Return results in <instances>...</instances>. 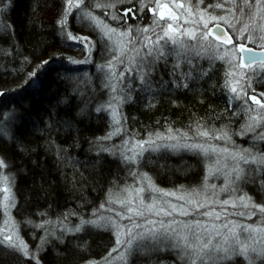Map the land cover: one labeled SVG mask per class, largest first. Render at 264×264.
Instances as JSON below:
<instances>
[{
	"label": "trees",
	"instance_id": "1",
	"mask_svg": "<svg viewBox=\"0 0 264 264\" xmlns=\"http://www.w3.org/2000/svg\"><path fill=\"white\" fill-rule=\"evenodd\" d=\"M61 11V0H0V127L6 133L0 135V158L7 165L4 175L14 181L12 213L29 249L35 251L40 237L52 233L38 253L40 264H86L107 254L114 242L111 229L65 228L92 218L108 197L133 183L139 173H151L165 185L192 186L203 178L204 166L202 155L186 150L146 151L129 165L120 158L119 137L98 140L114 129L107 111L109 88L102 68L86 62L84 46L65 39L57 24ZM127 18L133 21L130 14ZM68 31L93 38L92 60L97 59L103 40L92 26L69 16ZM190 58L191 65L180 69L189 71L183 80L187 87H176L161 68L159 76L156 72L152 77L151 90L137 82L126 90L121 106L126 128L146 136L169 126L190 130L197 123L232 134L243 126L245 112L237 107L239 101H230L232 94L225 86L230 66L224 60ZM33 71L35 77L25 83ZM252 88L264 93V83L255 77ZM244 185L264 203V188ZM2 218L0 212V223ZM156 242L134 251L128 264H185L179 249L168 241ZM3 251L0 246V264H34L18 253L4 256ZM234 264L248 261L234 257Z\"/></svg>",
	"mask_w": 264,
	"mask_h": 264
},
{
	"label": "snow or ice",
	"instance_id": "2",
	"mask_svg": "<svg viewBox=\"0 0 264 264\" xmlns=\"http://www.w3.org/2000/svg\"><path fill=\"white\" fill-rule=\"evenodd\" d=\"M124 2L125 0H61L62 11L59 14L61 18L57 20V24L64 32L66 40L81 44L90 52V46L94 45L88 37L73 35L68 31L69 16H72L73 19L79 18L82 22L86 21L102 38H106L112 43L113 56L107 65L112 70V74L115 75V64L117 62L124 63L123 57L127 56L129 64L138 71L139 79L148 90H151L153 86L152 74L159 72L161 68H164L167 74L174 78L171 82L176 87H187L188 85L183 83V80L189 78V71H180V69L182 64L191 65L190 53L201 56L211 52L209 59L227 60L232 69L227 74L229 79L225 85L232 94L230 101H239L237 107L248 115V121L239 134L245 135L252 132L254 140L264 141V115L260 114L264 111V102H262L264 93L248 95V89L255 93V89L252 88L253 77L257 83H264V52L258 55L253 49L241 44L238 50L243 55V59L241 63L236 64L229 58L232 50L227 49L226 46L233 45V41L231 36L227 35L224 27L227 25L233 33H236V26L231 23L230 19V17H235L237 23L243 25L237 35L238 41L241 39L251 43H255L257 40L264 41V0H221L219 3L207 4L203 10L200 6L205 4V0H195V4L192 3V0H188L187 5L172 0L173 6L182 10V13H186V15H177L171 12L169 4H161V0H147L154 5L147 11L152 13V24L160 29L159 32H156L150 25L134 29L132 25L126 23L129 14H132V18L135 19L137 15H142L145 12L146 0H139V7L135 10L133 7H127L122 16L115 12L111 14L108 12V9H115L117 4H124ZM128 3L135 5L137 0H128ZM94 8H100L103 16L110 15L114 21L119 22L123 19L126 24L124 30L120 31L118 28L111 27L102 17L94 14ZM165 8H168L171 13L167 17L163 11ZM209 9L213 11L220 9L225 15H208ZM237 10L239 15H237ZM181 20L182 24L179 23ZM174 23H177L176 27H174ZM190 23L196 25L197 28L184 27ZM209 23H212L211 28ZM133 31L136 32V36H133ZM210 35H214L215 40L220 42L211 49H205L203 43L200 47L186 43V39L208 41ZM222 47H225L223 52L219 51ZM233 48L236 46L233 45ZM260 48L264 49V44H261ZM169 58H172L171 62ZM48 62L47 60L42 61L38 67L46 65ZM72 62L77 61L73 60ZM257 67L261 70L260 72L256 71ZM237 68L240 69L239 72L235 70ZM128 70L131 71L133 68ZM35 75V71L29 73L25 83L32 80ZM120 75L122 77L123 73ZM234 77L237 78L233 80ZM166 83L168 81H161V84ZM113 91H115V87H113ZM3 94L0 93V95ZM108 107L111 109L114 129L98 140L111 139L112 136L119 135L124 131L118 109L111 104ZM99 110L97 109V111ZM235 114L234 111L233 115ZM0 135H6L3 127H0ZM195 135L204 139V143L181 144L180 140L187 139V133H178L169 127L166 133L151 134L147 140L135 141L131 147H127L129 142L125 141L126 147L120 152V158L125 164H134L149 149L155 151L159 148L161 144L158 142L176 141V143L166 146L173 149L187 148L206 158H210L212 155L216 156L215 161L208 166V174L222 173L224 175L225 183L220 191L235 192L237 188H234L233 185L239 181L258 184L264 188V152H253L251 149L232 150L229 147H220L209 142L211 140L230 142L231 136L225 128L210 130L197 123ZM101 151L113 152L108 148H101ZM128 152L131 155H128ZM222 159H231L235 162L234 166L225 171L224 168L227 166L221 165ZM149 162L154 161L149 158ZM241 164L246 167H241ZM6 167L4 159L0 158V184L3 185L0 187V192L3 193V197L0 199V212L7 217L4 220L5 227L0 229V246H3L4 249L2 255L18 253L31 259L34 264H40L38 253L43 250L42 246L48 243L47 235L52 233L46 232L45 236L40 237L41 243L37 245L35 251H31L19 237L15 222L9 215L10 209L15 206V197L12 195L10 187L14 181L3 173V169ZM132 174L137 175V173ZM141 180L144 186L125 189L127 195L124 198L109 199V203H119L126 209V215L124 213H118V215L121 220H127L129 223L121 224L111 217L101 216L96 219H81L74 228L64 229L65 232H80L84 225L111 229L115 246L108 250L107 255L102 258V262L89 261V264H114L115 261H119L120 264H128V257L134 251L148 247L146 240L158 241L161 237L175 242L171 244V247L179 249L178 254L182 256L185 264H223L225 261H233L234 264V257H243L248 261V264H253L254 258L264 261V204H255L247 194L220 200L216 192H213L211 197L204 195L203 199L198 200L195 197L201 196L199 191H180L179 193L164 191L156 187L147 173L141 176ZM208 187L215 189V185H205V188ZM146 190L149 193H159V199L150 196L151 202L146 203L142 195ZM169 197H174L177 201L184 203H172L170 199H167ZM134 203L136 206H132ZM216 205L219 206V211H217ZM101 207L104 205L102 204ZM206 208L209 210L199 214L208 217V222L202 220L186 222L172 219L165 224L162 220H148L147 223L150 225L159 223L160 229L145 228L144 231H137L144 226L134 219L135 217H144L146 213L166 217L189 216L193 211ZM230 208L234 211H229ZM229 216H241L247 219L258 216L259 223L241 224L227 219ZM102 220L105 222L101 223ZM37 227H43V225H37ZM217 237L220 239L213 243ZM114 253L116 255H113Z\"/></svg>",
	"mask_w": 264,
	"mask_h": 264
},
{
	"label": "rangeland",
	"instance_id": "3",
	"mask_svg": "<svg viewBox=\"0 0 264 264\" xmlns=\"http://www.w3.org/2000/svg\"><path fill=\"white\" fill-rule=\"evenodd\" d=\"M168 1L169 0H161V4L167 3ZM182 1H184L185 5L188 4V0H182ZM219 2H221V0H205V4L201 5L200 8H201V10H203L207 4H213V3H219ZM137 3H139V0H137ZM148 3L149 2H147V0H146V4H148ZM192 3L195 4V0H192ZM150 4L153 5V3H150ZM125 5H131V4L128 3V0H125L124 4H117V7L115 9H108V12L110 14L112 12H115L117 15H121L122 16V14L120 13V7H123ZM226 7H227V5H226ZM177 10H180V9H177ZM93 12H94L95 15L102 17L111 27L118 28V30H120V31L124 30L126 24H125V21L123 19L121 21L117 22V21L112 20L110 18V15L105 17V16H103V12H102V10L100 8H94ZM183 15H186V13H183ZM208 15L222 16V15H225V13L223 11H221L220 9H216L215 11H213L212 9H209L208 10ZM237 15H239V11L238 10H237ZM230 19H231V23L236 26L237 32L234 33V34H236V36H237L239 34V29L242 28L243 25H242V23H237V20H236L235 17H230ZM134 20H135V22H134ZM136 20H137V18L133 19L132 22H129V20L127 18L126 23L128 25H132L133 28L135 29L136 27H139L137 25L138 22ZM210 25H212V23H209V26ZM184 27H187L189 29L197 28L196 25H193L191 23L187 24V25H184ZM229 29H231V28H229ZM156 32H158V31H156ZM245 35H247V33H245ZM133 36H136V32L135 31H133ZM99 37H101V36L99 35ZM90 38H92V37H90ZM102 40H103V43H102V45L100 47V53L97 56V59L95 58L94 61L92 60L93 59L92 58L93 50L95 49V42H94L93 38L91 39V41H92V44L94 46H90V52H89L88 49L85 50L86 51L85 58H86V60H87L86 62L88 64L92 63L95 66H97L98 68H100V69L102 68V72H104V75H105V78H106V83L108 85L109 94H110V97H109L110 102H109L108 106L111 104V105L115 106L118 109V111L120 113V118H121V126L124 129L123 132H121L119 135H116L117 137H119L118 139H119L120 148L123 151V150H125V147H126L125 144H124L125 141L129 142L127 147H131L132 144L135 141L147 140L151 134H154V133H157V132L166 133L168 128L171 127V126H169L168 128L163 129L162 131H156V132L148 133V135H146V136H138L135 133H132L129 128H126V126L124 124L125 123L124 122V118L121 115L122 101L128 95V93H126V90L128 88H130V86L132 84H135L136 82H137V84H140L142 86H143V83L139 79L138 71H136L135 68L132 65L129 64L127 56L123 57L124 63L117 62L115 64V68H114L115 75L112 74V70H110L107 67L109 61L112 60V56H113L112 43L110 41H107L106 38H102ZM186 43L189 44V45H195L197 47H200L201 43H203V47L205 49H211V48L214 47L215 44H218V42H215L211 36H209V40L208 41H204V42H201V41H198V40L189 41V40L186 39ZM255 43L260 46L261 44H264V41L257 40ZM233 45H235L236 48H233ZM233 45H229V46L227 45L226 46L227 49H231L232 50L231 53H230V57L229 58L232 59L236 64H239L240 63V55H239V52H238V49H237V45L236 44H233ZM224 50H225V47H222V48L219 49V51H221V52H223ZM210 55H211V52H207L205 54H202L201 56H196L195 53H190L189 54V59L192 60L190 57H200L201 59L206 60L207 58H209ZM224 61L228 64V66H230V64L227 62V60H224ZM182 65L185 66L186 64H182ZM129 68H133V70L129 71L128 70ZM235 70L237 72L240 71L239 68H237ZM256 71L260 72L261 70L257 67ZM121 73H123L122 77L120 75ZM155 74H156V72H154L152 74V77ZM157 74H158L157 76H159L158 72H157ZM236 78L237 77H234L233 80H235ZM113 87H115V91H113ZM253 94H259V93H257V91L255 93H253L251 90L248 91V95H253ZM117 98H119V99H117ZM262 100L264 101V99H262ZM108 106H107V111H109V115L112 116L111 109ZM260 114L264 115V111H262ZM247 121H248V115L245 113V119H244L243 126L247 123ZM196 126L197 125H193L190 128V130H188V129L185 130V129H181V128L177 129L175 127H171V128L174 131L178 132V133H187V139L186 140H180L181 144H184V143H188V144H191V143H204V139H202V138H200V137L195 135ZM243 126L238 131H236L233 134L231 132H229V135L231 136V141L230 142L226 143L225 141H222V140H211L209 142L212 143V144H215V145H219L220 147H229L232 150L251 149V151H253V152H257V151L264 152V141L254 140L253 139L254 133L248 132L245 135L239 134L241 132ZM257 131H259V129H257ZM115 138H116L115 135L112 136V139H115ZM158 143L161 144V146L159 148H157L155 151H153L151 149H149L148 151H151L154 154L158 153L160 150L174 151V152H179L181 150L192 151V150H189V149L183 148V147L173 149L171 147H167L166 146V145L174 144V143H176V141H167L166 140V141H162V142H158ZM253 144H255V147H253ZM127 154L131 155L130 152H128ZM215 159H216L215 155H212L210 158H206V157H204L202 155L203 166H204V173H203V176H202L203 178L201 180H199V182H198L199 184H194L192 186H188V185H184V184L182 185L181 183H175V184H172V185H165L163 183H159L158 181H156V179L153 178L151 173L150 174L147 173V172L139 173L138 176L134 177V182L133 183L129 184L125 188L119 189V191L117 193H115L113 196L108 197L107 201L105 202L104 207H101L100 209H98L99 211H97V213L94 216H92V218H90V219H96L97 217H101L102 216V217H105V218L111 217L112 219L117 220L121 224L129 223L127 220H121L120 216L118 215V213H124L126 215V209L119 203H109V199L116 200V199L124 198L127 195V193L125 192V189H128L130 187L131 188H138V187L144 186V183L141 180V176L144 173H147V175L151 178L152 182L156 185L157 188L162 189V190L167 191V192H178L179 193L180 191L191 192L193 190H196V191L201 192V196L195 197V199H198V200L203 199L204 195H207V196L211 197L213 192H216L218 194V198L220 200L229 199V198H236V197H238L240 195L247 194V196L252 198V201L255 204H264L262 202V200L259 201L255 197V195L252 194V192H253L252 190H250V189L248 190V187L245 186L244 182H242V181H239V182H237V184L233 185L234 188H237V190L235 192L229 193V192L220 191V189L224 186V183H225L224 175L222 173H216V174H213V175H209L208 174V166L210 164H212L215 161ZM234 163L235 162L232 161L231 159H222L221 160V165H226L227 166L226 168H224L225 171L228 168L233 167ZM241 167H246V166L241 164ZM139 170H142V169H139ZM205 177H207V180H205ZM205 185H208V186L215 185V189H212L211 187L205 188ZM0 187H3V185L0 184ZM10 187H11V192H12L11 184H10ZM12 195H13V192H12ZM142 195H143L146 203H150L151 202L150 199H149L150 196L153 197V198H156V199H159V196H160L159 193H149L147 190ZM2 197H3V193L0 192V199H2ZM167 199H170L172 201V203H176V204L184 203L183 201H177L174 197H169ZM132 206H136V204L134 203ZM215 207L217 208V211H219V206L216 205ZM12 209H13V207L10 209V213H9L10 218H11L12 221L15 222V227H16V230L18 231L19 237L28 245L27 241L23 239L22 235H20V230L18 229L16 219L13 216ZM206 210H209V209L206 208V209H199V210L193 211L191 213V215H189V216L174 215V217L155 216V215H151V214H147L146 213L144 217H135L134 219L136 220L137 223H139V224L144 226V228L138 229L137 231H144L145 228L160 229V224L159 223H156L155 225H150V224L147 223L148 220H154V221H161L162 220V221H164L165 224H167L172 219H175L177 221H186V222H190L192 220H202L204 222H208L209 221L208 217H203V216H201L199 214L200 212L206 211ZM239 210H243V209H239ZM229 211H234V210L230 208ZM6 218L7 217H5V215L3 214V218H2L3 220L0 223V229H3L5 227L4 220ZM227 219L234 220V221H236L238 223H241V224L259 223V217L258 216H253L251 219H247L246 217H241V216H229ZM104 222L105 221H103V220L101 221V223H104ZM217 223H219V222H217ZM219 239H220L219 237L215 238L213 240V243H216L217 240H219ZM166 241H168V244L175 243L174 241H169V240L164 239L163 237H161L160 240H158L156 242V244L158 245L160 242L164 243ZM147 242L151 243L153 241L152 240H146V243ZM114 246H115V244L113 242L111 248L114 247ZM142 250H144V248L140 249V251H142ZM113 255H116V253H114ZM258 260H260V259L259 258H254L253 262L258 261ZM91 261H95V260H91ZM99 261L102 262V260H99ZM86 264H89V261ZM114 264H120V262L119 261H115Z\"/></svg>",
	"mask_w": 264,
	"mask_h": 264
},
{
	"label": "flooded vegetation",
	"instance_id": "4",
	"mask_svg": "<svg viewBox=\"0 0 264 264\" xmlns=\"http://www.w3.org/2000/svg\"><path fill=\"white\" fill-rule=\"evenodd\" d=\"M176 2H177V3H184V1H182V0H176ZM167 4H169V8H171V12H174V13H176L177 15H182V14H183L181 10H177V9H175V7H174L173 4H172V0H169V1L167 2ZM184 4H185V3H184ZM152 6H153V5H151L150 3L146 4L145 12H144L142 15H137V16H136L137 20H139L137 25H138L140 28H143V27L146 26V25H150V26H152V27L155 29V31H158V32H159L160 29H159V28H156L155 25L152 24V19H153L152 13L147 11V9H148V8H151ZM127 7H133L134 10H135V9H137V8L139 7V3H136L135 5L131 4V5H125V6H123V7H120V13L122 14L123 11H124ZM166 10L169 12V9H168V8H166ZM167 16H168V15H166V17H167ZM130 17H132V14H130ZM129 22H130V21H129ZM168 22H171V21H168ZM162 23H164V22H162ZM179 23L182 24L183 21L181 20V21H179ZM176 26H177V23H174V27H176ZM229 31H230L231 34H233V37H234L233 43H236V42H245L243 39L238 41V40H237V36H236V34H234L233 31H232L231 29H229ZM245 43H247V42H245Z\"/></svg>",
	"mask_w": 264,
	"mask_h": 264
},
{
	"label": "water",
	"instance_id": "5",
	"mask_svg": "<svg viewBox=\"0 0 264 264\" xmlns=\"http://www.w3.org/2000/svg\"><path fill=\"white\" fill-rule=\"evenodd\" d=\"M163 11L165 12V14L166 15H170L171 13L170 12H168L167 10H166V8L165 9H163ZM212 27V25L210 26V28ZM224 27H225V29H226V31H227V35L228 36H231V38H232V41H233V35L232 34H230V32H229V30L227 29V27L224 25ZM213 37H214V35H212ZM214 39H215V37H214ZM219 42V41H218ZM245 47H247V48H251V49H253L254 50V52H256L258 55L259 54H261L262 52H264V49H261L260 47H257V46H255V45H248V44H244V43H242ZM238 45V49H239V45H241V43L240 44H237ZM239 55H240V63H241V61H242V59H243V55L239 52ZM259 62V61H258ZM259 99V98H258Z\"/></svg>",
	"mask_w": 264,
	"mask_h": 264
},
{
	"label": "bare ground",
	"instance_id": "6",
	"mask_svg": "<svg viewBox=\"0 0 264 264\" xmlns=\"http://www.w3.org/2000/svg\"><path fill=\"white\" fill-rule=\"evenodd\" d=\"M195 184H199V183H195Z\"/></svg>",
	"mask_w": 264,
	"mask_h": 264
}]
</instances>
